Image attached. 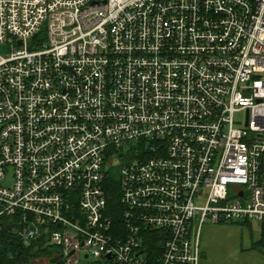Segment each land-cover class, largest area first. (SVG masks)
I'll return each mask as SVG.
<instances>
[{
	"label": "built area",
	"instance_id": "built-area-1",
	"mask_svg": "<svg viewBox=\"0 0 264 264\" xmlns=\"http://www.w3.org/2000/svg\"><path fill=\"white\" fill-rule=\"evenodd\" d=\"M0 46V240L201 264L264 223V0H0Z\"/></svg>",
	"mask_w": 264,
	"mask_h": 264
},
{
	"label": "rangeland",
	"instance_id": "rangeland-1",
	"mask_svg": "<svg viewBox=\"0 0 264 264\" xmlns=\"http://www.w3.org/2000/svg\"><path fill=\"white\" fill-rule=\"evenodd\" d=\"M6 47L0 46V52L6 53ZM243 114V113H242ZM127 147L124 151H128ZM118 176L120 171L116 170ZM261 226L244 222L204 224L200 241L202 245L201 264H264V253L253 248L260 238ZM53 257H57L53 255ZM50 258L39 257L27 264H49Z\"/></svg>",
	"mask_w": 264,
	"mask_h": 264
},
{
	"label": "trees",
	"instance_id": "trees-1",
	"mask_svg": "<svg viewBox=\"0 0 264 264\" xmlns=\"http://www.w3.org/2000/svg\"><path fill=\"white\" fill-rule=\"evenodd\" d=\"M106 190L109 197V205L115 213V222L120 221L121 188L120 178L115 168L107 172ZM251 227V222H244ZM157 235V233H154ZM253 248L264 253V223L261 224L260 238L254 242ZM59 249L53 245L43 246L41 241H34L29 246L18 238L3 232L0 240V264H27L39 257L50 258L49 264H62L60 257H53Z\"/></svg>",
	"mask_w": 264,
	"mask_h": 264
},
{
	"label": "crops",
	"instance_id": "crops-1",
	"mask_svg": "<svg viewBox=\"0 0 264 264\" xmlns=\"http://www.w3.org/2000/svg\"><path fill=\"white\" fill-rule=\"evenodd\" d=\"M260 226V225H259Z\"/></svg>",
	"mask_w": 264,
	"mask_h": 264
}]
</instances>
